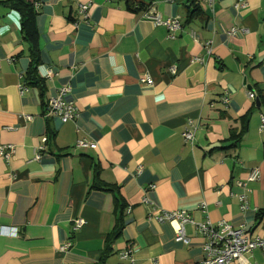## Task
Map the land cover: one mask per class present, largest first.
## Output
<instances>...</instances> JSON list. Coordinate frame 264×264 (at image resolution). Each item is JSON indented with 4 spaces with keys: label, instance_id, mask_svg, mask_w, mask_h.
I'll return each mask as SVG.
<instances>
[{
    "label": "crops",
    "instance_id": "0c3cea01",
    "mask_svg": "<svg viewBox=\"0 0 264 264\" xmlns=\"http://www.w3.org/2000/svg\"><path fill=\"white\" fill-rule=\"evenodd\" d=\"M125 1L36 0L44 96L25 82L31 59L21 15L0 1V149L14 146L9 160L0 154V264H117L127 249L136 264L203 259L196 225L186 224L188 244L177 242V224L151 217L155 209L264 235L257 218L264 208V0L241 8L239 0L200 1L204 14L192 19L191 0H146L164 19L180 17L175 38ZM82 4L90 5L88 17ZM232 28L246 32L231 35ZM49 68L55 73L46 77ZM146 75L151 82L140 81ZM64 86L78 111L67 122L43 103ZM189 119L193 143L182 136ZM95 165L126 202L108 255L113 195L90 189ZM243 190L246 208L237 195ZM80 217L85 224L74 231ZM69 240L72 247L61 249ZM243 259L264 264V250Z\"/></svg>",
    "mask_w": 264,
    "mask_h": 264
},
{
    "label": "built area",
    "instance_id": "2783aa9c",
    "mask_svg": "<svg viewBox=\"0 0 264 264\" xmlns=\"http://www.w3.org/2000/svg\"><path fill=\"white\" fill-rule=\"evenodd\" d=\"M208 7H211L215 0H200ZM246 5L245 0H239L236 4L237 8L244 7ZM82 11L85 13V17H88V12L90 9L89 4H82ZM143 16L152 19L156 25H163L168 29V36L170 38H175V32L181 29L182 24L179 16L169 17L164 19L159 13L151 11V8L143 12ZM246 30L241 28H232L229 30V34L236 35L238 33H245ZM209 51H212L209 47ZM201 59L196 58V62H200ZM174 71V69H172ZM55 72L52 68H49L46 73V77H50ZM141 82H151V78L146 75L140 79ZM25 87L21 86V92H23ZM70 91L69 86L62 87L55 95H53L47 104V111L53 116L59 117L63 122H67L74 118L77 114V108L75 104L66 98V95ZM249 96L255 98V92L249 90ZM226 101L227 98L225 99ZM197 127L193 120L189 119L187 127L182 132L184 140L188 143H193L195 140V131ZM262 129H264V117L262 122ZM82 146H88L96 148L95 143L81 142ZM14 151V146L12 144H5L0 149V154H2L6 160H9ZM257 178V174L253 173L251 179ZM238 186L242 189L245 188L244 182H239ZM242 200L243 208L247 207V195L244 192L237 194ZM202 209L206 210V206L203 204ZM151 217L155 218L160 222L168 221L170 223H176L175 228L177 242H183L188 244L190 238L186 234V224L194 223L196 225L197 232L204 238V256L197 264H230L236 262L237 264H250L244 261L243 256L245 253L250 252L254 249L264 250V235H259L256 232L248 229L246 226L236 227L228 222L213 223L209 219L202 222H195L194 218L187 210H163L155 209L151 213ZM85 224L83 218H76L74 221L73 230L76 231L80 229ZM0 234H6V231L0 228ZM73 243L71 240L67 241L61 249H70ZM134 250L127 249L120 254L121 261L117 264H136L134 258ZM259 264V263H254Z\"/></svg>",
    "mask_w": 264,
    "mask_h": 264
},
{
    "label": "trees",
    "instance_id": "16d2710c",
    "mask_svg": "<svg viewBox=\"0 0 264 264\" xmlns=\"http://www.w3.org/2000/svg\"><path fill=\"white\" fill-rule=\"evenodd\" d=\"M1 3L5 4L11 9L18 11L21 15V31L25 41L29 43L30 52V66L25 73V82L28 85H33L38 87L42 96L45 95L47 91L46 80L40 78L38 75V66L42 62L41 54L38 44V31L36 27V17L38 10L36 8V0H0ZM126 8L129 11L139 13L141 11H147L151 8V3L146 0H126ZM203 15L204 10L201 6L200 0H191V6L189 10L188 18L192 19L197 15ZM190 20H188L189 22ZM261 91V90H260ZM261 104L264 105V95L259 94ZM44 106L47 107L48 102L43 101ZM251 112L247 113L246 120H248ZM49 138L54 136V132L49 129ZM239 140L240 135L237 136ZM48 139V138H47ZM90 189H100L105 190L113 195L114 202V215L115 224L113 230L107 235L105 253H110L113 249V242L122 234L124 227V210L126 208V202L120 192V188L117 185L109 184L100 178V169L98 165L94 166V178ZM258 220H264V208L258 210L257 212Z\"/></svg>",
    "mask_w": 264,
    "mask_h": 264
},
{
    "label": "water",
    "instance_id": "95a60500",
    "mask_svg": "<svg viewBox=\"0 0 264 264\" xmlns=\"http://www.w3.org/2000/svg\"><path fill=\"white\" fill-rule=\"evenodd\" d=\"M256 104H257V106H260V101L258 98L256 99Z\"/></svg>",
    "mask_w": 264,
    "mask_h": 264
}]
</instances>
